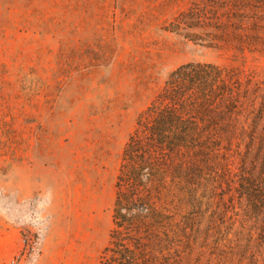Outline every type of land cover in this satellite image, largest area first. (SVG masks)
<instances>
[{"label": "rangeland", "instance_id": "obj_1", "mask_svg": "<svg viewBox=\"0 0 264 264\" xmlns=\"http://www.w3.org/2000/svg\"><path fill=\"white\" fill-rule=\"evenodd\" d=\"M207 1L0 0V264H101L122 152L172 71L213 63L264 88V13L244 53L172 30ZM262 117L225 155L232 169L259 174ZM242 174L221 190L223 264H264V210L250 217ZM210 249L191 264H216Z\"/></svg>", "mask_w": 264, "mask_h": 264}, {"label": "trees", "instance_id": "obj_2", "mask_svg": "<svg viewBox=\"0 0 264 264\" xmlns=\"http://www.w3.org/2000/svg\"><path fill=\"white\" fill-rule=\"evenodd\" d=\"M261 13L264 0H208L181 13L171 28L210 47L233 44L244 53L258 45L253 25L250 30L246 23L257 28ZM249 82L243 84L233 69L207 62H190L170 73L122 152L101 264H191L193 251L201 248H211L216 264L227 261L224 182L243 173L239 186L250 217L264 210V157L256 176L232 169L225 156L240 149L246 124L256 126L264 115V88ZM261 231L264 235V223Z\"/></svg>", "mask_w": 264, "mask_h": 264}]
</instances>
